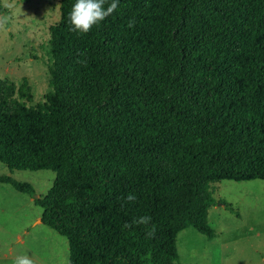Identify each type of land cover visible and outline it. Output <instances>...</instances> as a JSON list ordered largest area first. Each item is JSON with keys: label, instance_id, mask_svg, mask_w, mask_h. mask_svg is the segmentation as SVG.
Returning <instances> with one entry per match:
<instances>
[{"label": "trees", "instance_id": "obj_1", "mask_svg": "<svg viewBox=\"0 0 264 264\" xmlns=\"http://www.w3.org/2000/svg\"><path fill=\"white\" fill-rule=\"evenodd\" d=\"M74 2L49 28L45 100L0 80V163L54 184L0 183L33 198L69 264H178L180 232L218 237L215 184L264 181V0H120L88 33Z\"/></svg>", "mask_w": 264, "mask_h": 264}, {"label": "rangeland", "instance_id": "obj_2", "mask_svg": "<svg viewBox=\"0 0 264 264\" xmlns=\"http://www.w3.org/2000/svg\"><path fill=\"white\" fill-rule=\"evenodd\" d=\"M0 80L21 86L27 81L36 105L49 93V28L61 17V0H0ZM0 175L32 185L38 198L52 188L50 170L19 171L0 163ZM216 205L209 226L218 237L208 240L194 228L177 236L178 264H264V181L215 184ZM232 205L236 213L222 203ZM33 198L0 183V264L28 255L33 264H69L65 237L41 222Z\"/></svg>", "mask_w": 264, "mask_h": 264}, {"label": "clouds", "instance_id": "obj_3", "mask_svg": "<svg viewBox=\"0 0 264 264\" xmlns=\"http://www.w3.org/2000/svg\"><path fill=\"white\" fill-rule=\"evenodd\" d=\"M120 0H75L68 14L70 30L75 33H88L93 26L104 21L113 14L119 7ZM127 201L132 202L136 199L135 195L129 194ZM151 218L144 216L133 223L148 224ZM129 227V225H125ZM11 264H33L28 255H17Z\"/></svg>", "mask_w": 264, "mask_h": 264}]
</instances>
